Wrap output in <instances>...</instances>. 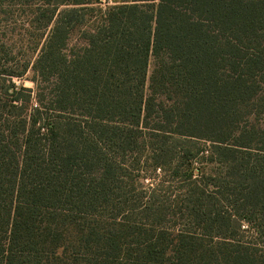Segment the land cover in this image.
I'll list each match as a JSON object with an SVG mask.
<instances>
[{"label": "trees", "instance_id": "trees-1", "mask_svg": "<svg viewBox=\"0 0 264 264\" xmlns=\"http://www.w3.org/2000/svg\"><path fill=\"white\" fill-rule=\"evenodd\" d=\"M9 5L50 31L0 65V264H264V0Z\"/></svg>", "mask_w": 264, "mask_h": 264}, {"label": "rangeland", "instance_id": "rangeland-1", "mask_svg": "<svg viewBox=\"0 0 264 264\" xmlns=\"http://www.w3.org/2000/svg\"><path fill=\"white\" fill-rule=\"evenodd\" d=\"M32 9L19 5H9L3 8V12L0 14V45L3 44L6 47L8 54L5 56V59L0 58V65H7L15 70L23 64L31 63V65H33L37 59L40 50V48H38V50L35 49L38 45V39H41L42 37V41L44 42L50 30L48 29L44 31L40 26L34 23ZM80 37L81 35L79 33L73 35L70 45L73 46L78 43L80 41ZM5 60L10 61V64H6L4 62ZM32 78L33 71L30 67L23 80L18 81L15 79V82L17 85H22L23 87L34 91V84L31 81ZM32 95L33 99L34 93ZM134 153L135 154L129 153L127 154L128 156L125 157L122 165H125L124 163L128 162L127 165L129 167L125 165L126 174L124 178H120L122 179L121 181H123V179L126 182L132 181L127 185L128 188L131 183H134L135 188L137 187V183H140L141 186H143V188L140 190L136 188L137 190L132 192L131 196H135L136 193L140 191H146L160 183H162L160 194L163 197H169L170 195L177 197L178 195L182 194V190L180 188L185 184V174L183 171L179 176H177V178H166L163 172L158 171L153 173V169L150 171L148 170V172H138V170L141 169V165L143 164H140V162H138V164L137 162L135 163L134 157L137 156L138 151ZM178 155L180 157L182 155L183 157V153L180 152L176 153L175 155L177 161L174 162V166H178L179 168V165L182 167L183 159H178ZM118 159L121 161L120 157ZM209 169V175L213 177H215V175L217 176V173L220 175L221 170L219 169L218 165L211 164ZM145 175H148V177ZM121 186H124L123 183H121ZM177 221L178 220L168 222L167 226L175 225V222ZM182 222V220H179V222L176 224L178 225L177 227H181Z\"/></svg>", "mask_w": 264, "mask_h": 264}]
</instances>
